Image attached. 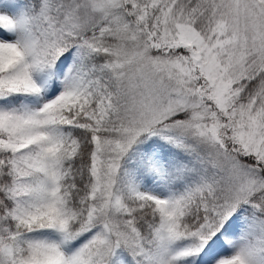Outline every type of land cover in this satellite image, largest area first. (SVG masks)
I'll list each match as a JSON object with an SVG mask.
<instances>
[{"label": "snow or ice", "instance_id": "1", "mask_svg": "<svg viewBox=\"0 0 264 264\" xmlns=\"http://www.w3.org/2000/svg\"><path fill=\"white\" fill-rule=\"evenodd\" d=\"M0 264H264V0H0Z\"/></svg>", "mask_w": 264, "mask_h": 264}]
</instances>
